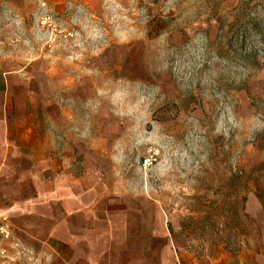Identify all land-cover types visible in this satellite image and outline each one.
Wrapping results in <instances>:
<instances>
[{"label": "rangeland", "instance_id": "374dc122", "mask_svg": "<svg viewBox=\"0 0 264 264\" xmlns=\"http://www.w3.org/2000/svg\"><path fill=\"white\" fill-rule=\"evenodd\" d=\"M44 1L48 25L38 0L1 13L0 62L40 60L62 108L105 113L113 175L190 255L258 237L264 0Z\"/></svg>", "mask_w": 264, "mask_h": 264}, {"label": "crops", "instance_id": "0c3cea01", "mask_svg": "<svg viewBox=\"0 0 264 264\" xmlns=\"http://www.w3.org/2000/svg\"><path fill=\"white\" fill-rule=\"evenodd\" d=\"M21 6L0 0V15ZM47 70L40 60L0 62V213L17 245L13 264H264L261 201L256 212L248 208L258 237L202 257L190 255L165 223L148 222L113 175L108 117L62 108L60 82L50 78L47 87ZM82 89L71 97L86 102Z\"/></svg>", "mask_w": 264, "mask_h": 264}, {"label": "built area", "instance_id": "2783aa9c", "mask_svg": "<svg viewBox=\"0 0 264 264\" xmlns=\"http://www.w3.org/2000/svg\"><path fill=\"white\" fill-rule=\"evenodd\" d=\"M38 1L41 10L45 12L40 22L42 25H48L50 17L46 14V3L44 0ZM13 248H17V245L12 241L10 220L7 216L0 213V264H13L14 257L11 254Z\"/></svg>", "mask_w": 264, "mask_h": 264}, {"label": "bare ground", "instance_id": "6f19581e", "mask_svg": "<svg viewBox=\"0 0 264 264\" xmlns=\"http://www.w3.org/2000/svg\"><path fill=\"white\" fill-rule=\"evenodd\" d=\"M161 206H162V205H161ZM163 206H165V205H163ZM163 206H162V207H163Z\"/></svg>", "mask_w": 264, "mask_h": 264}]
</instances>
